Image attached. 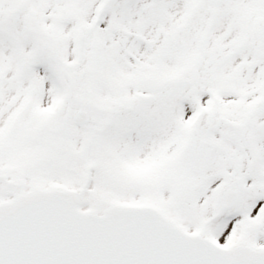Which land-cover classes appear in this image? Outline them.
Segmentation results:
<instances>
[{"label": "snow or ice", "instance_id": "obj_1", "mask_svg": "<svg viewBox=\"0 0 264 264\" xmlns=\"http://www.w3.org/2000/svg\"><path fill=\"white\" fill-rule=\"evenodd\" d=\"M0 264H264V0H0Z\"/></svg>", "mask_w": 264, "mask_h": 264}]
</instances>
